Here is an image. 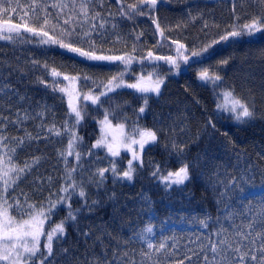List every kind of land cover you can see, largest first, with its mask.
Returning <instances> with one entry per match:
<instances>
[{
    "label": "snow or ice",
    "instance_id": "1",
    "mask_svg": "<svg viewBox=\"0 0 264 264\" xmlns=\"http://www.w3.org/2000/svg\"><path fill=\"white\" fill-rule=\"evenodd\" d=\"M216 2L230 5L224 23L206 0H0L10 49L0 48V264H264V136L241 149L218 127L264 125V82L238 84L223 55L245 38L264 42V0ZM174 3L183 15L165 26L160 13ZM143 18L151 35L137 30ZM197 24L194 39L171 35ZM185 73L215 105L195 131L186 106L161 103ZM125 92L132 102L118 99ZM50 97L66 102L62 114ZM149 114L151 126L141 123ZM217 136L226 161L200 147ZM138 182L122 202L117 186Z\"/></svg>",
    "mask_w": 264,
    "mask_h": 264
},
{
    "label": "trees",
    "instance_id": "2",
    "mask_svg": "<svg viewBox=\"0 0 264 264\" xmlns=\"http://www.w3.org/2000/svg\"><path fill=\"white\" fill-rule=\"evenodd\" d=\"M206 2L208 4L209 9L213 11V14L215 15V18L218 22L224 23L230 18V13H229L230 5L225 7L224 5L217 3L216 0H206ZM181 9H182L181 5L174 3L173 5H170L167 10L161 11L160 13L161 23L165 26H169V25L174 26L183 15ZM112 11L113 12L116 11L115 4L112 5ZM153 27L154 26L151 25L150 21H148L146 18H143L142 22L139 23L137 30L143 29L148 35H151ZM199 30H200V25L197 24L196 26H189L187 31L182 33L177 31H172L171 35L174 38L179 36V38L181 39H184L185 37H187L188 39H194L199 34ZM254 40L255 42L249 43L248 38H245L238 45H234L223 49V55L232 54L234 56V62L227 70V76L229 78L235 77L237 83L239 84L241 77L251 74L254 82V87L258 89L259 85L262 82H264V42L260 40L259 35H257L254 38ZM152 43H153L152 40L148 41L149 46ZM3 45L4 42H0V48H3V51L6 52L10 51L9 48L4 47ZM32 51L36 52L37 58L44 59V57L40 54L38 49H32ZM160 51L166 52V49H161ZM27 55L28 53L26 52L25 57ZM55 66L58 68H62L66 72H71L75 67L69 64H62L59 57L56 58ZM193 78H194V73H185L180 76L171 78L168 81L167 88L165 89V93H164V98L163 101H161V103L168 102L172 104L173 110L175 109V105L177 104L181 109H183L186 106L193 117V131H195L196 127L203 125L204 118L206 115L213 114L215 105L212 102L210 98V93L208 91L200 87H197L195 84H192ZM186 84L192 85L189 94H185L184 91ZM36 95L37 98H39V96L42 95V93H37ZM195 98H200L202 100V104L206 102L208 109L207 113L202 112V108L194 103ZM118 99H120L121 101L125 99L128 100L129 102L133 101V97L129 95L127 92L123 93L120 97H118ZM48 103L49 104L55 103L57 109L61 112V114L63 109L66 108V102L64 104H61L58 97H56L55 99L50 97L48 99ZM141 123L151 126L152 115L149 114L145 120L141 121ZM29 127H31V124H29ZM93 127H94V123L89 122L88 127L81 132L82 135H85L86 140L89 139L87 133L90 132ZM218 127H220L222 131L228 130L231 139L235 140L241 149L247 148L251 150L253 142L255 141L258 143L261 137L264 136V125H262L259 122L248 127H244V126L237 127L231 121L221 120L218 122ZM209 143L212 144V151L210 152V155L219 156L221 160L224 161H226L232 155L231 153L225 155V150L223 148V145L226 143L225 138L217 136L213 141L209 142L208 138L204 137L200 147L204 148ZM41 148H43V145L41 146ZM46 151L51 152L52 151L51 147L46 149ZM26 155H27L26 153L20 154L19 159L21 162L23 161L24 158H26ZM154 155L155 158L158 160L163 158L162 150H157L154 153ZM54 163H55L54 160L45 162V164L41 168V171L48 169L49 172H52V164ZM53 175H55L54 172ZM257 182L259 181L257 180ZM22 187L25 188V190H27V184H23ZM140 187L141 185L139 182L134 187L125 186L123 188H120V186H117V191L122 192L123 194L122 202L124 197H127L130 194H134L138 192L140 190ZM193 191L195 192L196 200H200L203 202L204 205L211 207L212 193L210 190L205 191L202 186L196 185L193 188ZM153 199L158 200L159 199L158 194L153 193Z\"/></svg>",
    "mask_w": 264,
    "mask_h": 264
}]
</instances>
